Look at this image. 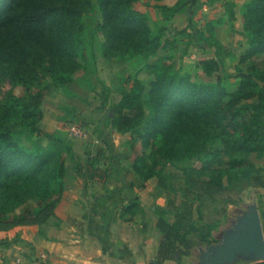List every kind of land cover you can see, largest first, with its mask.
<instances>
[{
  "label": "trees",
  "instance_id": "obj_1",
  "mask_svg": "<svg viewBox=\"0 0 264 264\" xmlns=\"http://www.w3.org/2000/svg\"><path fill=\"white\" fill-rule=\"evenodd\" d=\"M152 1L163 20L171 22L186 10L188 1L195 0H177L173 6L165 4L167 0ZM140 2L0 0V89L2 83L9 82L13 90L21 88L28 96L24 99L10 91L0 101V232L47 224L62 200L65 155L51 147H35L31 137L42 135L38 128L43 117L40 105L50 89L61 90L67 97L69 118H80L73 104H88V94L95 92L96 31L88 35L87 27L94 9L102 19L103 56L122 63L141 60L140 73L145 71L151 78L147 85L135 81L126 93L122 86L123 99L107 112L112 132L130 134L129 145L142 149L132 171L143 186L157 179L159 190L177 193L165 179L166 166L177 167L184 181L185 211H169L174 209L191 219L196 204L204 220L202 209L212 206L215 215L205 221L210 233L222 223L219 201L235 203L222 199L225 192L240 193L234 185L264 189V164L256 163H264V61L253 63L235 91L220 84L198 83L190 73L176 69L175 40H163V28L157 34L153 31L147 16L136 10ZM244 18L248 49L242 61L248 62L264 55V0H251ZM175 36H186V31L174 32ZM167 52L171 55L164 56ZM199 65L209 77L216 69L214 62ZM103 86L110 94V88ZM21 130L29 135L28 145L17 141ZM79 172L86 184L108 179L97 158L81 164ZM161 195L158 192V197ZM133 211L143 213L138 203L123 213ZM169 211H157L162 241L156 264L190 255L192 244L167 219ZM19 241L0 239V248Z\"/></svg>",
  "mask_w": 264,
  "mask_h": 264
},
{
  "label": "rangeland",
  "instance_id": "obj_2",
  "mask_svg": "<svg viewBox=\"0 0 264 264\" xmlns=\"http://www.w3.org/2000/svg\"><path fill=\"white\" fill-rule=\"evenodd\" d=\"M250 1H188L186 10L171 22L163 20L159 10L153 6L152 0H141L136 6V10L147 16L156 34L159 29H165L163 40L169 38L175 40L177 50L174 51L173 63L176 69H181L183 74L190 73L193 80L198 83L220 84L230 91H235L253 63L264 61V55L248 62L242 61V56L248 49L247 40L243 36V26L247 5ZM176 2L177 0H167L164 3L173 6ZM101 22L99 10L94 9L87 18V27L88 35L92 30L96 31L94 53L98 74L97 77H92L95 92L88 94V104H73L80 113V118H69L66 111L69 104L67 97L61 90L50 89L40 105L43 117L38 128L42 135L39 138L37 136L31 138L35 147H51L64 153L67 168L66 185L68 186H75L77 178L83 179L79 172L81 164L84 165L86 161L92 162L97 158L100 170L108 177L112 175L127 176L131 179L137 177L135 187L139 190L143 183L132 171V164L142 149L135 148V150L129 145L130 134L112 132L111 127L107 125V112L123 99L124 95L119 91L122 86L126 93L131 90L135 81H141L147 85L151 78L145 71L140 73L143 66L141 60L122 63L117 58L107 60L103 56L101 49L103 36L99 31ZM181 31H186V36L173 37L174 32ZM192 36L193 38H191ZM201 38L203 42H200ZM89 50V45H87L86 53L89 54ZM170 55V52H167L164 56ZM200 62H214L216 69L212 76L209 77L205 74L204 69L199 65ZM82 74L83 72H80L77 77L79 78ZM126 79L128 82H125ZM103 84L110 88V94L105 91ZM10 91L24 99L28 98L21 88L13 90L9 82H4L0 89V101H3ZM73 129L80 130V135H75ZM17 133L20 134L17 136V141L22 145H28L29 135L23 130L17 131ZM256 163L258 166L264 164L259 161ZM197 165L199 166L198 163ZM165 179L169 185L178 190L177 193H168L166 188L162 191L159 190L157 179L147 183L145 192H139L141 195L137 203L142 211L144 209L141 204L144 205L149 218L157 219L158 210L168 212L172 208H178L183 213L185 211L183 204L186 201L181 193V190L184 189L182 173L177 167L167 165ZM234 187L238 188L240 193L237 191L224 193L222 199L233 200L235 203L227 204L219 201L217 211L222 212V223L220 228L212 233H210V228L205 225V221L215 215V209L212 206L208 205L202 209L204 220L201 209L196 204L192 207L191 219H186L174 209L169 211L167 219L180 229L183 237L192 245L189 249L190 256H182L177 261L163 262L162 264H202L203 254L207 252L208 248L219 246L226 233L242 224L244 219L256 210L260 214L264 230V189L242 187V185H234ZM158 192L162 194L159 197ZM159 198L160 202L164 204L163 207L157 204ZM153 208H155V212H153ZM15 229L7 233L0 232V239H3V234L14 236ZM159 243L160 240L157 239L156 248ZM39 257L43 262L46 260L45 256L39 255ZM15 264H20V260ZM236 264H249V257L239 256Z\"/></svg>",
  "mask_w": 264,
  "mask_h": 264
},
{
  "label": "crops",
  "instance_id": "obj_3",
  "mask_svg": "<svg viewBox=\"0 0 264 264\" xmlns=\"http://www.w3.org/2000/svg\"><path fill=\"white\" fill-rule=\"evenodd\" d=\"M135 182L137 177L120 175L90 184L77 178L75 186L66 185L55 216L47 224L18 227L14 236L3 234L2 238L20 241L0 249V264L18 260L20 264H156L162 241L158 218H149L143 204V214L123 213L138 202L139 192L146 191L149 181L139 190ZM257 263L249 260V264Z\"/></svg>",
  "mask_w": 264,
  "mask_h": 264
},
{
  "label": "water",
  "instance_id": "obj_4",
  "mask_svg": "<svg viewBox=\"0 0 264 264\" xmlns=\"http://www.w3.org/2000/svg\"><path fill=\"white\" fill-rule=\"evenodd\" d=\"M239 256L264 262V230L257 210L226 233L219 246L208 248L202 264H236Z\"/></svg>",
  "mask_w": 264,
  "mask_h": 264
},
{
  "label": "built area",
  "instance_id": "obj_5",
  "mask_svg": "<svg viewBox=\"0 0 264 264\" xmlns=\"http://www.w3.org/2000/svg\"><path fill=\"white\" fill-rule=\"evenodd\" d=\"M73 133L75 135L79 136L81 132H80V130L73 129Z\"/></svg>",
  "mask_w": 264,
  "mask_h": 264
}]
</instances>
